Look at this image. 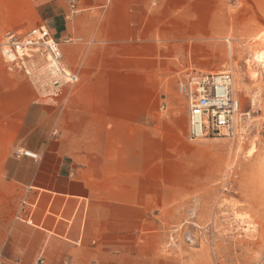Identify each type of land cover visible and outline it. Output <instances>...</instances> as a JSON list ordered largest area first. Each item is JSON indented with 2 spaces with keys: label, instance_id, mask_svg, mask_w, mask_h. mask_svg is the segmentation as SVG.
<instances>
[{
  "label": "crops",
  "instance_id": "1",
  "mask_svg": "<svg viewBox=\"0 0 264 264\" xmlns=\"http://www.w3.org/2000/svg\"><path fill=\"white\" fill-rule=\"evenodd\" d=\"M41 23L80 80L40 98L0 54L1 264H164L156 222L178 187L146 173L170 83L190 48L264 26V0H0V43Z\"/></svg>",
  "mask_w": 264,
  "mask_h": 264
},
{
  "label": "rangeland",
  "instance_id": "2",
  "mask_svg": "<svg viewBox=\"0 0 264 264\" xmlns=\"http://www.w3.org/2000/svg\"><path fill=\"white\" fill-rule=\"evenodd\" d=\"M249 9L254 17L255 7ZM222 40L199 60L190 48L189 67L168 89L161 153L146 173L147 180L178 187L177 202L164 205L156 222L164 264L170 258L173 264H264V26L247 34L230 29ZM223 70L234 76L239 128L233 137L191 140L177 81L186 73Z\"/></svg>",
  "mask_w": 264,
  "mask_h": 264
},
{
  "label": "built area",
  "instance_id": "3",
  "mask_svg": "<svg viewBox=\"0 0 264 264\" xmlns=\"http://www.w3.org/2000/svg\"><path fill=\"white\" fill-rule=\"evenodd\" d=\"M0 54L8 70L23 74L41 96L73 86L80 80L79 75L66 66L61 42L46 23L26 32L8 31L0 43ZM233 84L230 70L186 73L179 77L176 85L188 103L191 140L235 136V115L240 111V102L234 95ZM17 153L39 158L38 153L25 148ZM35 264H43V260Z\"/></svg>",
  "mask_w": 264,
  "mask_h": 264
},
{
  "label": "bare ground",
  "instance_id": "4",
  "mask_svg": "<svg viewBox=\"0 0 264 264\" xmlns=\"http://www.w3.org/2000/svg\"><path fill=\"white\" fill-rule=\"evenodd\" d=\"M261 40V39H260ZM259 41V40H258ZM263 41V40H262ZM263 46H264V43L262 44ZM256 47V46H255ZM261 48V47H260ZM257 50V49H256ZM260 52H261V50H260ZM262 52H264L263 50H262ZM231 54H232V51H231ZM12 57V56H11ZM233 69V68H232ZM235 89H236V87L234 86V84H233V91L235 92ZM238 90V89H237ZM235 117H236V119H235V131H236V129L237 128H239V121H240V119H241V114L238 112V113H236V115H235ZM199 139H203V138H199ZM196 140H198V139H196ZM195 141V140H194Z\"/></svg>",
  "mask_w": 264,
  "mask_h": 264
}]
</instances>
